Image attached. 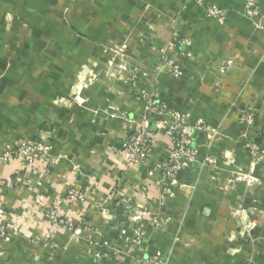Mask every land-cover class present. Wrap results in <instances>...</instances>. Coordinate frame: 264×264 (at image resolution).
Listing matches in <instances>:
<instances>
[{"label":"crops","instance_id":"crops-1","mask_svg":"<svg viewBox=\"0 0 264 264\" xmlns=\"http://www.w3.org/2000/svg\"><path fill=\"white\" fill-rule=\"evenodd\" d=\"M256 1L259 16H248L243 0H0V149L42 140L57 161L44 179L17 161L0 164V179L25 178L0 188V209L18 215L44 197L98 233L90 240L59 230L51 255L41 245L45 226L18 216L0 264H97L99 253L109 256L101 264H135L156 253L162 264H264V164L249 182L238 176L249 175L247 144L264 148L257 132H264V0ZM206 7L229 14L208 19ZM175 36L192 41L190 55L176 57L184 67L177 78L157 72L160 50ZM224 58L236 62L229 72L218 69ZM121 65L154 79L162 99L193 120L219 129L210 149L218 172L196 163L168 183L161 165L172 141L155 114L148 115L152 155L128 168L122 143L143 110ZM237 106L260 109L257 128L240 126ZM68 187L84 192L85 207L64 205ZM137 233L140 242L128 245Z\"/></svg>","mask_w":264,"mask_h":264},{"label":"built area","instance_id":"built-area-1","mask_svg":"<svg viewBox=\"0 0 264 264\" xmlns=\"http://www.w3.org/2000/svg\"><path fill=\"white\" fill-rule=\"evenodd\" d=\"M245 3V13L248 16H259L260 7L256 0H243ZM229 11L219 7H206L205 15L208 19H215L221 22L225 21ZM192 41L185 36H175L170 40L166 47H163L159 53L158 73H168L173 77H179L184 67L177 63L178 54L189 56V50ZM236 65L234 59L224 58L220 61L218 69L221 72H229ZM120 74H124V82L129 91L133 94V100L139 108L143 110L141 123L124 139L121 152L127 160V166L130 169H138L144 166L150 159L153 152V145L156 134L151 129L152 120L149 114H155L164 117L160 121L165 127L172 141V156L161 165L164 179L175 185L177 177L182 172L189 170L194 164L200 163L202 168H209L218 172V159L213 156L210 149L214 143L220 139V131L217 127L207 123L199 118L193 120L191 114L180 110L176 105L164 101L160 95L155 81L152 78H144L137 70L120 66ZM236 111L239 115V124L243 128H257V122L260 120V109L250 106H237ZM264 133L263 129L257 131ZM203 140V142L201 141ZM246 155L249 161V175L238 173L243 180L251 181L250 175L257 173L259 165L264 164V148L253 144H247ZM17 161L23 171L27 173L35 172L40 179L46 178L51 173V168L56 164V159L50 153V147L42 140L30 141H9L0 149V164H8ZM20 173H15L7 179H0V188L14 189L20 186L25 178ZM30 184V179H28ZM64 205L69 207L73 205L86 206L87 201L82 190L74 187H68L63 200ZM18 215H11L0 209V260L4 256V248L9 240L10 233L14 230L17 223V217H23L25 222L34 221L46 230V235L42 238L41 245L54 255L59 250V245L53 241V235L59 230H68L74 235L82 232L89 233L90 240L93 234L87 224L76 226L72 217L65 214L60 205L41 197L34 203H25ZM44 224V225H43ZM140 242V235L137 233L131 239H127L128 245ZM97 264L109 260L106 254H96ZM163 257L160 253L146 257H136L135 264H162ZM244 264H261L253 259H248Z\"/></svg>","mask_w":264,"mask_h":264},{"label":"rangeland","instance_id":"rangeland-1","mask_svg":"<svg viewBox=\"0 0 264 264\" xmlns=\"http://www.w3.org/2000/svg\"><path fill=\"white\" fill-rule=\"evenodd\" d=\"M249 226H251V225H249ZM253 226V225H252Z\"/></svg>","mask_w":264,"mask_h":264}]
</instances>
